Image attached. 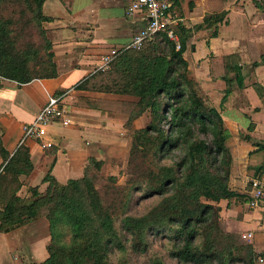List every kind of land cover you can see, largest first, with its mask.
I'll return each instance as SVG.
<instances>
[{
	"label": "trees",
	"instance_id": "1",
	"mask_svg": "<svg viewBox=\"0 0 264 264\" xmlns=\"http://www.w3.org/2000/svg\"><path fill=\"white\" fill-rule=\"evenodd\" d=\"M46 1L0 0V80L24 85L58 77L53 44L43 28ZM227 15L206 18L212 36ZM169 30L178 41L169 31L158 33L142 50L121 51L107 70L75 88L136 98L107 102L128 116L129 130L149 113L148 126L132 134L125 184L104 175L105 161L90 158L82 178L60 184L50 170L42 180L44 194L30 188V205L12 194L0 209L3 234L49 221V257L29 264H256L259 259L253 244L224 228L219 203L248 197L229 186V132L189 75L184 54L191 32L182 25ZM83 100L95 109L104 103ZM257 148L263 151L264 145ZM0 159V181L34 170L26 143L10 153L1 132Z\"/></svg>",
	"mask_w": 264,
	"mask_h": 264
},
{
	"label": "crops",
	"instance_id": "2",
	"mask_svg": "<svg viewBox=\"0 0 264 264\" xmlns=\"http://www.w3.org/2000/svg\"><path fill=\"white\" fill-rule=\"evenodd\" d=\"M171 1L175 19L171 27L182 25L191 32L184 54L189 75L207 105L220 112L229 132L226 144L233 158L229 186L249 200L253 180L264 177L260 172L264 171V150L258 152L257 148L259 143L264 145V0ZM131 3L45 2L43 14L48 20L43 28L52 41L59 75L24 85L1 79L0 132L4 146L14 153L23 138L24 126L34 122L51 96L63 97L71 123H54L42 141H26L34 170L19 179L4 175L0 181V209L12 194L19 196L23 205H30L34 201L30 188L39 187L44 194L47 184L42 180L50 170L60 184H66L83 177L90 158L126 165L132 134L148 126L149 113L136 119L129 130L128 116L107 102L130 103L138 101L136 98L75 88L96 73L102 56L126 49L146 26L145 12L128 14ZM223 12L228 13L227 23L220 26L217 36H212L214 28L206 18ZM83 98L104 103L95 109L86 106ZM43 143L53 149L46 150ZM248 200H222L220 215L228 233L253 244L259 258H264V208L250 209ZM248 235L252 237L243 238ZM50 241V224L45 218L8 234L0 230V264L42 263L49 257Z\"/></svg>",
	"mask_w": 264,
	"mask_h": 264
},
{
	"label": "built area",
	"instance_id": "3",
	"mask_svg": "<svg viewBox=\"0 0 264 264\" xmlns=\"http://www.w3.org/2000/svg\"><path fill=\"white\" fill-rule=\"evenodd\" d=\"M172 7L173 3L171 0H132L128 9V14L134 15L138 12H145L148 21L146 26L132 38L130 45L124 50H142L146 43L156 34L166 31H169L168 34L171 39L178 41L177 36L169 30L175 22L174 16H172L171 13ZM177 49H180L179 45ZM120 52L121 51L113 50L109 54L102 56L100 64L95 72L107 70L111 62ZM57 122H60L64 126H68L71 123L67 118L63 97L51 96L34 122L24 126L21 143H26L28 140L42 141L47 135V129ZM43 147L47 149L51 146L43 143ZM248 207L250 209L264 208V177L253 180L252 193L248 200ZM251 237L252 235L243 236L244 239ZM256 264H264V258H259Z\"/></svg>",
	"mask_w": 264,
	"mask_h": 264
},
{
	"label": "rangeland",
	"instance_id": "4",
	"mask_svg": "<svg viewBox=\"0 0 264 264\" xmlns=\"http://www.w3.org/2000/svg\"><path fill=\"white\" fill-rule=\"evenodd\" d=\"M106 164L108 167L106 169L104 168V175L105 176L112 175L113 172L110 171L111 168L109 167V166H112L114 169L113 171L116 173L115 175H112V176H117L118 183L120 185H124L127 180V176L125 175V173H126L128 161L124 167L121 162H117L115 160L107 161Z\"/></svg>",
	"mask_w": 264,
	"mask_h": 264
}]
</instances>
